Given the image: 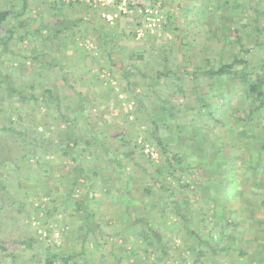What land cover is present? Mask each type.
I'll list each match as a JSON object with an SVG mask.
<instances>
[{
	"label": "trees",
	"instance_id": "16d2710c",
	"mask_svg": "<svg viewBox=\"0 0 264 264\" xmlns=\"http://www.w3.org/2000/svg\"><path fill=\"white\" fill-rule=\"evenodd\" d=\"M16 1L0 0V60H3L4 63L0 69V114L6 110L3 104L9 105L14 98L15 102L27 105L31 111L35 108L40 110L42 107L44 110L41 112L40 120L35 123L28 121V125H25V119H20L19 123L5 119L0 124V168H8L10 163L14 168L13 171L23 174L29 161L28 157L35 156L38 160L47 154L52 155V158L48 160L50 169L42 171L39 181L33 186L40 187L39 184H45L42 189L50 195V202L61 199L69 209L76 214H82L83 219L82 231L74 230L75 234L81 232L83 235L81 240L76 241L79 244L77 247L74 244L67 250L54 247L55 238H51L48 234L40 244V255L32 252L29 257L30 261H33V264H41V259L44 260L43 264H91L93 261L87 257L88 253L85 249L86 239L93 234L100 236V239H103V234H111L103 229V224L109 225V223H103L106 221L103 218L108 214L114 215L115 213H119L121 216L120 223L125 221V224H121V231H114L115 235H121L125 228H132L133 240L128 249L130 256L117 252L116 246H110L109 253L114 261L110 262L106 259L103 264H134V261H130L131 257L138 258L140 260L138 264H187V262L189 264H220L216 258L221 259L223 255L228 254L224 252L230 251L232 247L235 252L237 249V245L233 241L237 240L234 237L235 231L238 227L247 231L261 221L262 204L258 202L256 196L251 200L249 198L248 204L244 205L241 211L250 216L245 218L247 219L244 220L245 222H242L235 216L237 209L234 211L230 208L229 212H226L217 205L211 209L208 204L204 207L198 203L194 194L199 190V187L194 184L196 183L195 175L199 174L207 165L200 160L207 159L208 150L217 144V141L214 142L211 138L210 131L213 127L210 129L207 127L205 115L214 120V126L217 122L225 125V121H229L232 124L228 128L229 133L243 137L252 144L259 142L261 155L256 156L255 160H251V158L245 160L246 170L241 172L243 176H248V172L259 171L257 168L264 164V162L261 163V160L264 161V124H259V126L263 125L261 127L253 125L257 120L259 121L257 111L260 113L264 111V74H262L264 73V58L259 64L260 66L258 65L259 69H256L257 64L250 67L245 57L246 53L252 51L253 45L263 44L259 41L264 30V26L259 25V17L262 12L260 8L255 5L250 6L254 12V19L252 21L253 31L244 32L248 44L242 42L243 37L239 33L234 17L222 19V23L216 26L218 30L221 27V31L231 33V36L224 40L233 50L231 53L233 56L228 61L221 57L217 63L196 62L192 67H189L190 63L169 65L164 57L161 68L159 70L157 68L154 75L150 74L148 82H145L149 90L153 87L155 89L165 77L171 78L172 88L166 95L157 96L158 108H155H161L166 116L157 119L150 108L148 110L144 106L142 109V104H140L141 106L125 113V120L129 121L133 130L141 129V136L144 140L155 144L160 159L154 163L153 171L149 170L145 163L136 162L135 164L141 169V174L136 175L137 182L134 181L133 184H130L132 180L126 169L129 162L123 160H134L133 158L139 150L133 138L134 131L122 132L119 139L121 141L120 149L113 148L106 141L108 135H112L109 128L116 129L117 122L109 123L105 118L101 119L99 110L101 105L96 104L86 93L70 85L72 68L67 62L75 55H77L75 62L85 57L86 50L81 45L84 42H81L82 38H88L97 44L99 57L101 56L108 62L110 67L115 66L116 61L123 64L127 60L132 62L141 60L143 59L142 54L138 52L122 54L123 50L119 48L117 52L121 59L116 60L113 50L118 36L115 29L107 30L105 26L107 23H104V19L100 23H98L99 20L93 19L94 21L87 27V30L91 32H84L83 35H80L81 29L78 28V25L82 23V18H69L66 9L70 8L69 5L81 4L82 0L49 1L47 11L49 18L46 16L45 20L33 29H30L27 23V19L30 18L29 0H19L20 6H17ZM120 1L114 0L115 5L117 6ZM254 1L258 5L263 0ZM161 2L160 0H151L150 4L154 8H162L163 3ZM226 2L230 3V0H226ZM238 4L244 9L247 2L237 3L236 8H232L235 12L231 10L229 13L228 11L230 15L236 13ZM95 5H99V2H96ZM126 5L127 9L135 12L137 8L142 11L146 8L140 2L133 4V0H126ZM84 6L91 9V5L88 3ZM230 6L233 7V4ZM216 7L220 8L221 6L217 4ZM99 9L101 8L98 6L97 11ZM27 10L29 15L26 17ZM105 11L112 13L117 11L118 14L124 15L122 10L117 8L115 10L110 4ZM224 13L222 12L223 17L227 16L228 13ZM165 16L168 18V13L165 12ZM11 18L19 19L17 28L12 24L4 28L3 23ZM133 19L137 21L138 17L134 15ZM139 25H141L140 22H137L136 26ZM134 37L131 36V38ZM25 39L31 40L33 46V49L27 54L21 53L18 48ZM68 51H71L72 54L69 55ZM10 62H14V64H10ZM132 62L128 66L125 64L121 66L124 73L123 79L126 88L133 94V99L140 102L138 93L135 92L136 87H131L132 83L128 78V74L136 68ZM17 71L32 73L34 76L31 77V80L36 84H28L27 80L22 79L14 80ZM85 72L87 73V71ZM46 74L51 75L50 80L53 79L57 83L56 86L51 85ZM181 74H186L187 77L184 79L192 82L194 94L198 87L205 84L203 81L210 89L207 92L197 93L194 102L190 103L185 94L184 84L179 82ZM146 76L148 77V75ZM80 79L82 80L83 76ZM225 79H231L233 83L244 82L241 94L244 95L246 103L240 110H231L226 120H223L219 119L221 109L213 104L211 97L214 98L216 95L219 99L223 98L224 93L229 89L222 92L218 88L222 86V81ZM64 87L77 96L75 101L66 95L67 88L64 89ZM53 88H57V93ZM164 96L165 99H163ZM179 96L182 99L178 103ZM175 100H177V104ZM29 102L32 104L31 107ZM243 108H247V110L245 111ZM200 110L203 114L200 119H197L195 116ZM51 114L54 116H50ZM27 115H29V119L32 117L34 120L35 117L32 113ZM93 115L99 118L100 122L96 120L94 123ZM96 123L100 124L96 125ZM62 124L67 125L66 129L60 131L54 138L46 137L45 132L37 130L38 125L42 127L51 125L59 129ZM194 124L196 128L192 129ZM187 129L193 134L191 138L199 142L200 157L188 153L191 138L186 136ZM164 135L170 137L169 142L165 141ZM177 139H180V144H177ZM96 155L103 160L110 161L107 168L111 171L112 176L107 185L102 184L99 170L94 166L89 169L84 162V160H93ZM65 158L69 163H66ZM38 167L47 169L49 166L38 165ZM54 173H57L58 176H54ZM189 175L190 178H188ZM26 176L21 175L20 179ZM47 181L53 182L48 184ZM135 183H137L136 186ZM78 184H83V191L80 193L82 196L79 194V197H76L75 192ZM17 185H20V180ZM61 187L64 193L60 195ZM194 190L195 193H192ZM12 195L6 189L5 173L0 171V199L2 200L0 222H3L2 217H5L3 216L5 211H2L6 203L5 199H10L12 204L17 203ZM156 199L159 200L158 207L150 204ZM17 205L16 212H19L23 204L18 203ZM46 209L49 214L54 216L57 206H46ZM111 209L114 210L112 213L109 212ZM161 216L167 218V223L171 228L180 227L183 230L184 243H187V247L192 249V252L194 251V258L180 260L175 253L176 247H174L173 239L168 240V234L157 224V220ZM44 221L50 220L45 218ZM215 227H219L220 232L227 233L233 245L219 246L214 243L215 240L213 242L211 234ZM202 230L207 234H204ZM247 234L249 233L247 232ZM13 243L20 246L18 249L20 255L31 250L36 244L32 237L13 240ZM10 244L11 242L0 239V251L2 252L0 253V264H30L26 258V260L18 262L16 250L7 252V247ZM251 244L242 245L241 248H238L239 250H236L238 257L244 258V261L240 263L264 264V245L256 243L253 245L254 250H250L253 247ZM249 252H252L251 260H248ZM100 257L105 258V255L101 254ZM238 261L240 260L233 258L230 262Z\"/></svg>",
	"mask_w": 264,
	"mask_h": 264
},
{
	"label": "rangeland",
	"instance_id": "374dc122",
	"mask_svg": "<svg viewBox=\"0 0 264 264\" xmlns=\"http://www.w3.org/2000/svg\"><path fill=\"white\" fill-rule=\"evenodd\" d=\"M49 1L51 0H29L30 18L27 19V23L30 29L35 28L45 20ZM65 1L67 2L69 0ZM160 1L163 3L162 8H154V6L150 4L151 0H133V4L135 2H140L146 7L144 11L137 8L136 12L127 9L126 0H121L117 6L115 5L114 0H82L81 4H72L71 6L69 5L70 8L66 9L69 18H82V23L78 25V28L81 29L80 35H83L84 32H91L90 30H87V27H89L94 20H99V22H97L100 23L102 19H104V23H107L105 24L107 30L115 29L118 39L115 41L113 54L114 58H117L116 60L121 59L117 52L119 48H122V54L138 52L143 56V59L141 60H134L133 62L127 60L123 62V64L127 66L131 64V62L135 64L136 68L128 74V78L132 83L131 87H136L135 92L138 93V97L141 100L140 102L134 100L133 94L126 88V83L123 79V68H121L123 64L116 61V65L110 67L108 62H106L101 56L99 57L97 44L88 40V38H82L81 42H84H80L81 45L84 46V50H86L85 57L75 62L77 58V55H75L67 62L72 68L70 85L75 86L83 93H86L96 104L101 105V109H99L101 119L105 118L109 123L117 122L118 127H116V129L109 128V132L112 135H108L106 141H108L113 148L120 149L121 141H119V139L122 132L134 131L133 138L136 141L139 150L135 154V158H133L134 160H123L129 162L126 169L128 170L129 178L132 180V183L130 184H133L134 181L137 182L138 178L136 175L141 174V169L135 163H145L146 167L153 171L154 163L158 162L160 154L153 142L144 140L143 136H141V129L135 128V130H133L129 121L125 120V113L129 110L136 109L142 104V109L144 106L148 110L150 108L153 115H155V118H164L166 116L161 108H155H158V104H156V101L158 100L157 96L166 95L170 88H172V81H170L171 78L168 79L165 77L161 84L155 87V89L153 87L151 90L147 88L145 83L148 82L150 74L154 75L156 69L158 68L159 70L161 68L163 58L165 57L167 59L169 65H183L185 63H190V65H188L189 67H192L193 63L196 62L202 64L212 62L217 63L221 60V57L223 60L228 61L233 56V54H231L233 53V50L224 40L226 37H230L231 33L221 31V27L220 30H218L216 26L222 23V19L234 17V20L236 21L235 24L240 31L239 33L243 37L242 42L248 44V39L244 32L253 31L252 21L254 19V12L250 6L255 5L260 8V11L262 12L259 17V25L264 26V0L258 5L254 0H230V3L226 2V0ZM96 2H99V5L96 6ZM240 2H247L246 8L243 9V7H239L238 4L236 13L230 15V11H234L232 8H236V4ZM16 3L17 6H20L19 0H17ZM87 3L91 5V9L85 8L84 4ZM109 4L113 5L115 10L116 8L122 10L124 15L118 14L117 11L114 13L106 12L105 10L109 7ZM217 4L221 7L217 8ZM230 4H233V7H231ZM98 6L101 8L99 11H97ZM165 12L168 13V18L165 16ZM222 12H225L224 14L228 13L229 15L226 14L227 16L223 17ZM28 15L27 10L26 17ZM134 15L138 17L137 21L133 19ZM47 18L49 17L47 16ZM18 20L19 19L11 18L9 21L3 23V27L6 28L12 24L17 28ZM137 22H140L141 25L136 26ZM131 36L135 37L131 38ZM30 41L29 39H25L20 43L18 48H20L21 53L27 54L33 49ZM259 41L263 42V44L261 45L260 43L259 45H253L252 51L245 54L250 67L257 64L256 69H259V64L264 58V30L261 33ZM68 54L71 55L72 52L68 51ZM10 64H14V62H10ZM3 66V60H0V69ZM85 71H87V73ZM145 74L148 75V77ZM15 76L16 78L14 80L22 79L24 81L27 80L26 82L28 84H36V82L33 83L31 80V77L34 75L30 72L17 71L15 72ZM46 76L49 81H51V85L53 87L56 86L57 83L53 79L50 80L51 75L46 74ZM82 76L83 79L81 80L80 78ZM186 77V74H181L179 82L184 84L185 94L188 96L189 102L193 103L197 93L200 94L207 92L210 88L206 86V82L203 81L205 84L198 87V90L194 94L192 90L193 84L190 80H185L184 78ZM234 83L231 79H225L222 81V86L218 88V90L222 92L229 89L224 93L223 98L219 99L216 95H214V98L211 97L213 104L221 109L219 119L226 120L231 110H240L246 103L244 95L241 94L244 82L236 81ZM66 88L67 87H64V89ZM53 90L57 93V88H53ZM65 93L74 101L76 100L77 96L68 88L65 90ZM163 99H165V96ZM181 99L182 97L179 96L178 103ZM15 100L16 99L14 98L9 105L6 103L3 104L6 110L0 114V124H2L5 119L13 120L17 123H19L20 119H25V125H28V121L29 123H35V121L40 120L39 118L42 116L41 112L44 110V107L40 110L35 108V110L31 111L27 105H21L15 102ZM175 102L177 104V100H175ZM172 104L174 103L172 102ZM29 106H32L31 102H29ZM243 110L246 111L247 108H243ZM29 113L34 115V120H32V117L29 119V115H27ZM202 114L203 112L200 110L195 117L200 119ZM216 114L219 116L218 113ZM257 114L259 116V121L257 120L253 125L255 127H261L263 125L259 126V124H264V111L262 113L257 111ZM50 116H54V114H51ZM140 116L142 117V115ZM79 119L82 118L79 117ZM92 120H94L95 123L96 120L99 121L100 119L93 115ZM205 121L209 129L213 127L210 134H212V140L214 142L217 141V144L216 146L210 147L207 159L200 160L207 163V165L199 172V174L195 175L196 183L194 185H197L199 190H197L196 193L195 190L192 192L195 193L194 198H197L199 201L198 203L202 204L204 207L208 204L211 209L215 208V205L222 207V209H224L223 211L226 212H229L230 208L234 211L237 209L235 211V216L238 220L243 222L244 220L246 221L247 219L245 218L250 215L247 216L246 212L241 211V208L248 204L249 198L251 200L256 196L258 202L262 204L263 216L260 217L261 221L247 231L238 227L235 233L233 232L234 237L237 238V240L233 241L237 245L236 250H239L238 248H241L242 245H250L251 243V246L256 243L264 245V164H261L257 168L259 171L248 172V176H243L241 173L242 170H246L244 166L245 160L248 158L255 160L256 156L259 157L261 155L260 144L259 142L252 144L243 137H237L236 134L229 133L228 128L232 126L229 121H225V125L217 122L214 126V120L208 115H205ZM98 124L100 123H96V125ZM65 126L67 125L62 124L59 129H56L55 126L51 125L46 127L38 125L37 130L45 132L46 137L50 136L54 138L56 134L58 135L60 131L62 132L66 129ZM195 128L196 125L194 124L192 129ZM185 132L188 138H191L193 135L189 129ZM164 138L165 141H170L168 135H164ZM179 140L180 139L176 140L177 144H180ZM198 145V140L191 138L188 153L200 157L201 155L198 150ZM50 158H52V155L50 154H47L45 157H41L38 160L35 156L28 157L29 161L23 174L13 171L14 168L10 163L8 164V168H0V171H3L6 176V189L13 194L12 196L15 199V202L17 200V203L12 204L13 202H11L10 199H5L6 203L2 210L5 211V214L3 215L5 217H2L3 222H0V239H5L6 242H11L6 251L10 252V250H16L15 252L18 255L16 260L18 262L26 258L28 263L33 264V261H30L29 258L30 254L36 252L37 255H40V244L48 234L51 238H55L56 244L54 247L64 250L72 247L73 244L77 247L79 244L76 241L83 238L81 232L76 234L74 232L75 229L78 231H82L83 229L82 214H76L67 207L66 203H62L61 199H58L55 202H50V195L46 194V190L42 189L45 184H39L40 187L33 186L39 181L41 172L50 169V164L48 162ZM64 160L66 163H69L67 161L68 159L65 158ZM84 162H86V166L89 169L91 166H94L99 170L102 184H109L112 175L107 166L110 161L103 160L100 156L96 155L93 160H84ZM263 162L264 161L261 160V163ZM38 165L49 167L43 169L38 167ZM21 175L27 176L20 179ZM54 176L57 177L58 174L54 173ZM190 177L191 176L189 175L188 178ZM18 180H20L19 186L17 185ZM47 182L48 184H51L53 181ZM134 185L136 186L137 183ZM82 191L83 184H78L75 192L76 197H79V194ZM63 193L64 191L61 187L60 195ZM153 194L154 192L152 195ZM80 196H82V194H80ZM1 201L2 200L0 199V205L2 204ZM18 203L23 205L21 210L16 212ZM150 204L158 207L159 200H153ZM53 205L57 206L54 216L49 214L46 209V206L51 207ZM113 211L114 210L111 209L109 212L112 213ZM155 212L158 213L156 210ZM45 218L50 221H44ZM103 219L106 220L103 223H109V225L103 224V229L111 234H103V239H100V236L93 234L86 239L87 245L85 246V249L88 253L87 257L93 261L91 264H103L106 259L113 262L114 260H112L111 254L109 253V250L111 249L110 246H116L117 252L130 256L128 249L133 240L132 228H125L121 235H115L114 231H121V224H125L123 218V222L120 223L121 216L119 213H115L114 215L108 214ZM167 222L168 220L164 216H161L160 219L157 220V224L161 226L166 234H168V240L173 239V244H175L174 247H176L175 253L179 256L180 260L194 258V251L192 252V249L187 247V243H184L183 230L180 229V227L171 228L170 224ZM247 232L249 234H247ZM203 233L207 234L205 231H203ZM211 235L213 242L215 240L214 243H217L219 246L232 244V240L229 239L228 234L220 232L219 227H215ZM29 237H32L36 244H34L31 250L20 255L18 250L20 246L14 244L13 240H22ZM238 239H240V241H238ZM4 245L6 246L5 243ZM232 248L230 251L226 250L224 253L228 254L223 255L221 259L216 258L220 264H241L240 262L244 261V258H239L236 250L233 252L234 249ZM254 248L255 247L253 246L250 250H254ZM0 253L2 252L0 251ZM251 253L252 252H249L248 260L252 259ZM101 254H104L105 258H101ZM233 258L240 261L230 262ZM130 261H134V264H138L140 260L131 257ZM43 263L44 260L41 259V264ZM187 264L189 263L187 262ZM254 264H257V262H254Z\"/></svg>",
	"mask_w": 264,
	"mask_h": 264
}]
</instances>
